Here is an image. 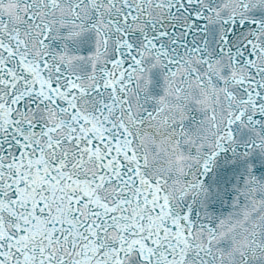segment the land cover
<instances>
[{
	"label": "snow or ice",
	"instance_id": "6c2138e0",
	"mask_svg": "<svg viewBox=\"0 0 264 264\" xmlns=\"http://www.w3.org/2000/svg\"><path fill=\"white\" fill-rule=\"evenodd\" d=\"M0 264H264V0H0Z\"/></svg>",
	"mask_w": 264,
	"mask_h": 264
}]
</instances>
